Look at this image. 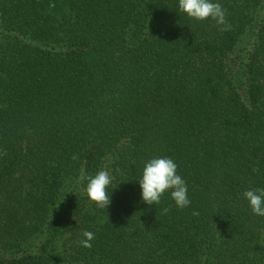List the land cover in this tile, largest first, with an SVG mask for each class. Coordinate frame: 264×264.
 I'll use <instances>...</instances> for the list:
<instances>
[{"label":"trees","instance_id":"1","mask_svg":"<svg viewBox=\"0 0 264 264\" xmlns=\"http://www.w3.org/2000/svg\"><path fill=\"white\" fill-rule=\"evenodd\" d=\"M0 264H264V0H0Z\"/></svg>","mask_w":264,"mask_h":264}]
</instances>
